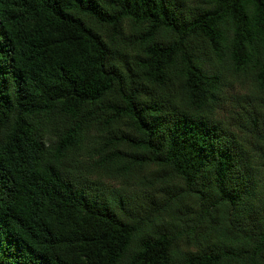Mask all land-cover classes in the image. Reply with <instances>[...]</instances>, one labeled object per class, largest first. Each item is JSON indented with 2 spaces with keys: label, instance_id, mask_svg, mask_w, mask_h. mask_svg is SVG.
Masks as SVG:
<instances>
[{
  "label": "trees",
  "instance_id": "trees-1",
  "mask_svg": "<svg viewBox=\"0 0 264 264\" xmlns=\"http://www.w3.org/2000/svg\"><path fill=\"white\" fill-rule=\"evenodd\" d=\"M0 264H264V0H0Z\"/></svg>",
  "mask_w": 264,
  "mask_h": 264
}]
</instances>
